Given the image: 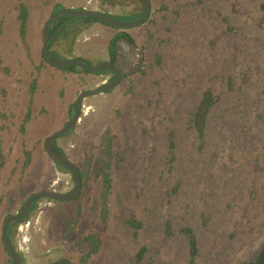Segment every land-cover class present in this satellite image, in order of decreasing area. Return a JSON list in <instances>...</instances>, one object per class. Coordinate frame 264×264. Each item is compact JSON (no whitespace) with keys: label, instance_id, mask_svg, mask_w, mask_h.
Returning <instances> with one entry per match:
<instances>
[{"label":"rangeland","instance_id":"374dc122","mask_svg":"<svg viewBox=\"0 0 264 264\" xmlns=\"http://www.w3.org/2000/svg\"><path fill=\"white\" fill-rule=\"evenodd\" d=\"M149 1L148 19L124 30L135 48L117 42L119 84L84 98L74 128L55 140L86 174L80 195L39 198L27 220L13 226L11 243L23 264H80L90 244L78 243L89 234L101 244L86 264H190L183 229L195 236L193 264H246L264 243V0ZM21 2L28 10L24 41L20 1L0 0V264H11L1 240L5 218L34 193L74 188L69 173L45 153L44 139L69 121L81 92L114 78L111 71L85 73L43 61L49 13L83 10V4L93 11L88 8L96 2L98 12L130 22L142 9L139 0ZM56 19L63 24L55 38L91 20L66 13ZM56 40L49 50L58 59L94 67L109 55L108 37L96 31L62 49H54ZM80 47L102 53L89 58ZM207 91L217 102L200 144L191 117ZM25 153L30 159L23 168ZM104 173L110 178L105 216ZM131 219L142 225L136 237ZM141 246L147 252L138 263Z\"/></svg>","mask_w":264,"mask_h":264},{"label":"water","instance_id":"95a60500","mask_svg":"<svg viewBox=\"0 0 264 264\" xmlns=\"http://www.w3.org/2000/svg\"><path fill=\"white\" fill-rule=\"evenodd\" d=\"M139 1L142 3L141 12L135 20L130 21V22L115 20L109 17L108 15L102 14L100 12L83 9L79 11L60 10L57 13H53L52 15H50L43 25L41 55H42V58L44 59L46 58V56L52 58V61H47L48 65H50L51 67H55V68H62V67L74 65L92 74L101 73L105 71H111L115 75V78L112 81L101 84L100 86L96 87L93 90L81 92L72 104L73 114L71 118L69 119V121L61 129L55 131L54 133H52L51 135L47 136L44 139L43 149L45 153L55 163L60 165L62 168H64L69 173V175L72 178L74 188L70 193H60V192H55V191H41L38 193H34L29 196L23 208L17 214L9 215L5 218L2 224L1 240L4 246V250L7 256L9 257V259L11 260L12 264H22V262L20 260L18 253L15 251L12 243L10 242L8 238L7 232H8L9 225L25 217L31 210V207L34 201H36L39 198H49V199L58 200V201H72V200H75L80 195L82 185H81V178H80L79 171L77 167L73 163H71L67 159V157L62 153V151L56 146L55 140L58 137L68 133L70 130L74 128V126L79 120V115H80L78 106H79V103L84 98H86L87 96H94L99 93L110 91L114 89L122 79V72L116 67L115 64L111 63L110 61H106L94 67H90L78 59L62 60V59H58L54 57V55L49 50L48 44L50 40L53 39L58 34L59 31L53 35H50L49 26L60 14L66 13L68 14L70 18L75 17V16L88 17V18L95 19L99 22H102L106 25H109L111 27H114L120 30L133 29L143 24L144 20L146 19L148 15L149 8H150L149 0H139ZM61 29L62 28H60V30ZM54 264H72V263L67 260L61 259V260L56 261Z\"/></svg>","mask_w":264,"mask_h":264},{"label":"trees","instance_id":"16d2710c","mask_svg":"<svg viewBox=\"0 0 264 264\" xmlns=\"http://www.w3.org/2000/svg\"><path fill=\"white\" fill-rule=\"evenodd\" d=\"M19 1H20V3H19L18 8H17L18 9L17 18H18V23H19L18 33H19V37H20L21 41H24L25 35H26V25H27V22H28V10H27V7L21 2V0H19ZM101 1L105 2L106 0H101ZM53 13L54 12H52L51 15ZM139 14L140 13L133 14V15H135L133 19L135 20L139 16ZM148 17H149V12H148V15H147L146 19L144 20V22L148 19ZM90 21L98 22L95 19H91ZM62 24H63V21H57V19H55L49 26V34L50 35L55 34L60 29ZM107 26H109V25H107ZM114 29L120 30V29H117V28H114ZM0 34H1V31H0ZM54 39H55V37H54ZM54 39L50 40V42L48 44V47H50V44H51V42ZM121 40L126 42L132 49L135 48V41L128 33L124 32V31H121L120 33H118L116 36H114L110 40L109 46H108L109 61L111 63H113V64H116V57H117V48H116V46H117V42L121 41ZM42 59H43V61H46V62L47 61H52V58L48 57V56H46L45 59L44 58H42ZM68 68L64 69V70L69 71V72H71V71H78V72L83 71V72L87 73L84 70H81V71L75 70L74 67H70L69 69ZM96 74H102V72L101 73H96ZM122 76H123V74H122ZM34 88H35V82L32 83V86H31V89H30L31 94H33ZM216 102H217L216 97H214L209 91L205 92L203 94L201 100L199 101V104H198V106L196 108L195 113L191 117V122L193 124L194 129L197 132V136H198V139L200 140V144L203 143V135H204V130H205V127H206L208 115H209L211 109L216 104ZM72 114H73V111H72V106H71L70 107V115L72 116ZM29 116H30V112L28 110L26 115H25V117H24V119H23V123L22 124H25L26 122H28ZM21 129H23V125H22ZM109 143H110V141H109V139H107L106 144L109 145ZM173 149H174V143L172 141V135H170V140H169V151H170V153L173 151ZM25 156H26V159H25V163L23 165V168H24V166L26 164L29 163V159H30L28 153H25ZM56 165L59 166L60 168H62L57 163H56ZM62 169L66 173H68L64 168H62ZM79 174H80V178H81V185H82V187H84L85 186L84 177H85L86 174H83L80 171H79ZM102 186H103V191H102V195H101L102 196V200H103L102 215L105 216V214L107 212V210H106L107 192H108L109 187H110V178H109V174H107V173H104V175H103ZM36 201H34V202H36ZM32 208H33V205L31 207V210H32ZM27 217H28V214L25 217H23L22 219H19V220L15 221V222H13V223H11L9 225L7 234H8V238H9L10 242H11V236H12V233H13V226L24 222L25 220H27ZM127 225L130 226L134 230V233H133L134 237H136V231L142 228V225L138 221H135L133 219L129 220L127 222ZM166 231L168 233L170 231V223L169 222L166 223ZM181 232L186 237L188 248H189L190 264H193L195 256H196V251H197L195 236H194V234L192 233V231L190 229H183ZM81 243H89L90 244L89 250L80 259V264H86L87 261L93 255H96L98 253L99 247H100V244H101V240L99 238H97L95 234H89L88 236L84 237L82 239V241L80 243H78V245H80ZM146 252H147L146 247L145 246H141L139 251L136 254V260H137L138 263H140L142 261L143 256H144V254ZM20 260L22 262L21 257H20ZM9 261L11 262L10 259H9ZM22 264H23V262H22ZM246 264H264V243L261 245V247L257 251V253L254 256L253 260L248 262V263H246Z\"/></svg>","mask_w":264,"mask_h":264},{"label":"crops","instance_id":"0c3cea01","mask_svg":"<svg viewBox=\"0 0 264 264\" xmlns=\"http://www.w3.org/2000/svg\"><path fill=\"white\" fill-rule=\"evenodd\" d=\"M88 1L89 0H87V3H88ZM79 7H81V9L87 8L86 4L85 5L83 4ZM88 9H91V10L97 11V12L100 11L99 10L100 9L99 3L95 2V6L93 8H88ZM51 13H49V15H51ZM135 29L136 28H133L130 30H135ZM114 30L110 29L104 25H101L100 23H98L96 21H86L83 24L79 25L76 30L74 29V30L65 31L64 33L60 34V36L58 35L59 37L57 36V38H60L61 40L58 41V40H56L57 38L54 39V40H56V44L54 45L55 46L54 49H60V48L62 49V48H65L64 47L65 45H67L71 42H77L79 36L82 35V33L86 32V31H96L98 33H102L108 37L109 42H110V40L114 36H116L121 31H124V30H116V29H114ZM26 32H27V25H26ZM124 32L128 33L134 39V36L131 33H129V31H124ZM37 37H38V35L36 34L35 42L33 44L34 53H35L37 47L39 46V39ZM41 45H42V43H41ZM78 49H84L83 51L88 54L89 58L96 56L98 53H102L101 52L102 50L97 51V50H95L94 47H92V48L91 47H83V48L80 47ZM117 54H118V52H117ZM67 57H77L78 58L79 56L77 54H71V56H67ZM100 61H103V62L109 61V55H108L107 59L100 60ZM78 78H81V77H78ZM105 80L103 82H105Z\"/></svg>","mask_w":264,"mask_h":264},{"label":"flooded vegetation","instance_id":"af4514ba","mask_svg":"<svg viewBox=\"0 0 264 264\" xmlns=\"http://www.w3.org/2000/svg\"><path fill=\"white\" fill-rule=\"evenodd\" d=\"M113 76H114V78H115V75L113 74ZM114 78H113V80H114ZM112 81V80H111ZM107 82H109V81H107Z\"/></svg>","mask_w":264,"mask_h":264}]
</instances>
